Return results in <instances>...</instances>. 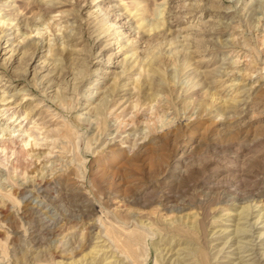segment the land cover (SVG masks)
Masks as SVG:
<instances>
[{"label":"rangeland","instance_id":"rangeland-1","mask_svg":"<svg viewBox=\"0 0 264 264\" xmlns=\"http://www.w3.org/2000/svg\"><path fill=\"white\" fill-rule=\"evenodd\" d=\"M263 184L264 0H0V264H264Z\"/></svg>","mask_w":264,"mask_h":264},{"label":"bare ground","instance_id":"bare-ground-1","mask_svg":"<svg viewBox=\"0 0 264 264\" xmlns=\"http://www.w3.org/2000/svg\"><path fill=\"white\" fill-rule=\"evenodd\" d=\"M106 104H107V99L106 98H104L103 97V99L98 103V106L97 107H95V109H94V112L95 113H97V114H100L101 112V108L102 107H104V106H106ZM20 154H21V151H20ZM46 184H48V183H46ZM257 184V183H256ZM258 187V186H257ZM44 189V188H43ZM28 192H30L28 189H24V191L22 192L23 193V196H24V200L25 201H27L28 200V198H29V196L31 195H29L28 194ZM31 193V192H30ZM248 196L250 197V198H260L261 196H264V184L263 185H261V186H259L257 189H255L254 191H252V192H250L249 194H248ZM232 197H235L234 195L232 196ZM29 202H27L26 204H25V206L28 204ZM181 204V203H180ZM182 205V204H181ZM27 207V206H26ZM183 206H177V207H171V210H176V211H178V212H180V211H182L183 210ZM32 212V211H31ZM65 221H66V219H65ZM198 228L202 231V227H201V221L199 220V222H198Z\"/></svg>","mask_w":264,"mask_h":264}]
</instances>
